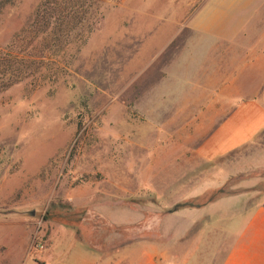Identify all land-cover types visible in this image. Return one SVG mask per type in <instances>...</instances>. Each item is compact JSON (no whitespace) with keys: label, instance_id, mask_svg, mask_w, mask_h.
Listing matches in <instances>:
<instances>
[{"label":"rangeland","instance_id":"obj_1","mask_svg":"<svg viewBox=\"0 0 264 264\" xmlns=\"http://www.w3.org/2000/svg\"><path fill=\"white\" fill-rule=\"evenodd\" d=\"M52 1L0 0V55L30 57L0 91V264H220L221 209L261 204L264 171L201 161L190 110L225 73L206 56L264 47V0H72L60 45L9 50Z\"/></svg>","mask_w":264,"mask_h":264},{"label":"crops","instance_id":"obj_2","mask_svg":"<svg viewBox=\"0 0 264 264\" xmlns=\"http://www.w3.org/2000/svg\"><path fill=\"white\" fill-rule=\"evenodd\" d=\"M210 0L203 3L205 8ZM191 5L190 0L186 5ZM194 37L199 34L195 18ZM196 39V38H195ZM207 44V43H206ZM206 68L208 56L204 58L203 70H219V81H213L216 89L212 94L205 92L192 103L195 104L191 116L196 119H209L208 125L198 128L203 135L202 141L195 148V155L205 162L222 161L223 157L243 148L257 151L250 161H234L235 166L250 165L264 171V149L256 148L254 140L264 132V47L244 51L235 49ZM211 85V84H210ZM201 130V131H200ZM200 131V132H199ZM230 161L225 160L227 166ZM263 202L254 206L242 203L238 206L225 207L224 218H220L219 229L232 231L235 238L220 264H264V207ZM220 210V211H221ZM225 223V224H224ZM233 225V227L231 226ZM99 264V257L98 262Z\"/></svg>","mask_w":264,"mask_h":264},{"label":"trees","instance_id":"obj_3","mask_svg":"<svg viewBox=\"0 0 264 264\" xmlns=\"http://www.w3.org/2000/svg\"><path fill=\"white\" fill-rule=\"evenodd\" d=\"M50 4L51 6L49 5V3L44 4L39 9L36 14V24L32 25V31H22L21 35L17 37L14 43L9 47V50L14 49L15 51H18L23 45L25 35L32 32L36 33V35H51V37H53V42L58 46L61 44L58 37L67 35L68 31L73 30L67 27L69 22L72 21V19H78L77 16L83 15V13L84 16L87 15V12H84V10L80 6H76V4L72 2V0H68L64 3H57V1L54 0L50 2ZM24 51L25 50H21L20 52L26 55L27 53H25ZM28 58L30 57L27 56L25 58L22 56V58H20L19 60V54L14 56L12 52L1 53L0 91H4L14 83L19 81L18 77L20 76H16V74L19 75L21 73V71L24 69L25 63L28 61ZM38 58L41 61L47 60L44 54H41V56H39ZM14 67L17 68L18 72L14 70Z\"/></svg>","mask_w":264,"mask_h":264}]
</instances>
